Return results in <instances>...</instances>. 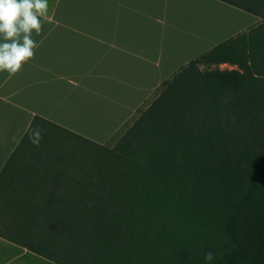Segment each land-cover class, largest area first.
Returning <instances> with one entry per match:
<instances>
[{"label": "trees", "instance_id": "obj_1", "mask_svg": "<svg viewBox=\"0 0 264 264\" xmlns=\"http://www.w3.org/2000/svg\"><path fill=\"white\" fill-rule=\"evenodd\" d=\"M217 1L261 22L165 81L114 147L34 119L0 174V226L33 217L18 178H51L59 193L47 241L26 249L56 264H264V0ZM36 125L98 162L26 148Z\"/></svg>", "mask_w": 264, "mask_h": 264}, {"label": "crops", "instance_id": "obj_2", "mask_svg": "<svg viewBox=\"0 0 264 264\" xmlns=\"http://www.w3.org/2000/svg\"><path fill=\"white\" fill-rule=\"evenodd\" d=\"M215 1L48 0L34 58L15 75L0 71V174L36 117L108 144L165 81L217 46L215 31L204 34ZM52 130L36 125L26 148L46 150ZM39 180L13 182L33 217L0 226V264H56L25 248L47 241L48 200L59 195L51 178Z\"/></svg>", "mask_w": 264, "mask_h": 264}, {"label": "clouds", "instance_id": "obj_3", "mask_svg": "<svg viewBox=\"0 0 264 264\" xmlns=\"http://www.w3.org/2000/svg\"><path fill=\"white\" fill-rule=\"evenodd\" d=\"M48 7V0H0V71L15 75L34 58L38 45L33 31L36 35L42 32ZM35 135L38 137L39 131ZM213 258L211 251L206 253V260Z\"/></svg>", "mask_w": 264, "mask_h": 264}, {"label": "rangeland", "instance_id": "obj_4", "mask_svg": "<svg viewBox=\"0 0 264 264\" xmlns=\"http://www.w3.org/2000/svg\"><path fill=\"white\" fill-rule=\"evenodd\" d=\"M204 17V34L210 36L212 35V30L215 31V45L222 43L225 37H235L239 33L249 31L252 27L261 22L260 17L251 15L217 1H215V8L205 6ZM206 45L208 44H205V46ZM221 69L232 70L237 69V67L222 65ZM158 94L159 91L157 90L145 105L152 103ZM132 121H130V123H132ZM122 134L123 132L116 134V136H114L106 145L109 148L114 147ZM58 138L60 141L62 140L61 137ZM70 142L64 146H58V141H55L53 136L47 140V149L42 150L47 151L49 149L56 148L58 152L61 151L63 153L64 163L67 165H82L87 168L98 162L99 154L88 144H81L78 146L77 143L74 142L73 145H69Z\"/></svg>", "mask_w": 264, "mask_h": 264}]
</instances>
